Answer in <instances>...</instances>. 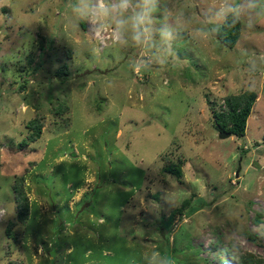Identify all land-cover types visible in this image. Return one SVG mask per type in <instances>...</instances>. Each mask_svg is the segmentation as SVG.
Returning a JSON list of instances; mask_svg holds the SVG:
<instances>
[{
  "label": "rangeland",
  "instance_id": "obj_1",
  "mask_svg": "<svg viewBox=\"0 0 264 264\" xmlns=\"http://www.w3.org/2000/svg\"><path fill=\"white\" fill-rule=\"evenodd\" d=\"M241 3L157 0L144 44L100 0H0V264L264 260V0L217 38ZM246 91V134L221 138L214 111Z\"/></svg>",
  "mask_w": 264,
  "mask_h": 264
},
{
  "label": "trees",
  "instance_id": "obj_2",
  "mask_svg": "<svg viewBox=\"0 0 264 264\" xmlns=\"http://www.w3.org/2000/svg\"><path fill=\"white\" fill-rule=\"evenodd\" d=\"M241 33V22L229 14L223 24L217 30V38L227 48L232 49L235 47ZM257 93L254 91H246L239 95H229L224 99V108L214 111L213 124L220 132H230L232 135L242 137L246 134L247 121L252 113L253 106L257 99ZM31 141H35L42 133V126L38 121L31 124ZM166 171L182 176L181 165L173 163L166 167ZM15 201L17 203L18 218L22 222L26 221L29 213V203L25 191L22 190L21 185L18 183L13 187ZM13 222H10L7 228V234L17 238L13 232ZM226 252L234 253L233 250L226 246ZM235 258V257H234ZM10 264H22L21 262L11 261ZM229 264V263H227ZM234 264H264V260L254 259L252 254L247 256H239Z\"/></svg>",
  "mask_w": 264,
  "mask_h": 264
},
{
  "label": "clouds",
  "instance_id": "obj_3",
  "mask_svg": "<svg viewBox=\"0 0 264 264\" xmlns=\"http://www.w3.org/2000/svg\"><path fill=\"white\" fill-rule=\"evenodd\" d=\"M131 0H120L116 5L108 6L104 0H100L98 13L104 17L112 18L118 30L123 31L125 25L130 21L133 30V39L138 42L147 44L150 41V29L148 25L152 23L153 13L157 11V0H138L133 14L125 20L124 14L128 11ZM257 8V0H243L238 5H226L221 7L219 15L225 16L231 13L235 19L239 20L242 15H251L255 13ZM257 15L261 13H255ZM163 39L171 38V32L165 28L160 30Z\"/></svg>",
  "mask_w": 264,
  "mask_h": 264
},
{
  "label": "water",
  "instance_id": "obj_4",
  "mask_svg": "<svg viewBox=\"0 0 264 264\" xmlns=\"http://www.w3.org/2000/svg\"><path fill=\"white\" fill-rule=\"evenodd\" d=\"M231 135H232V134H231L230 132H225V131H224V132L221 133V136H220V137H221V138H227V137H230Z\"/></svg>",
  "mask_w": 264,
  "mask_h": 264
}]
</instances>
